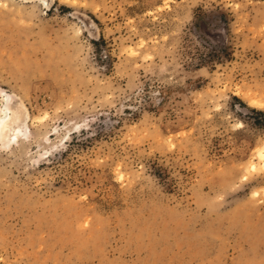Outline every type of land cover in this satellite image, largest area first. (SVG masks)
<instances>
[{
	"label": "rangeland",
	"instance_id": "1",
	"mask_svg": "<svg viewBox=\"0 0 264 264\" xmlns=\"http://www.w3.org/2000/svg\"><path fill=\"white\" fill-rule=\"evenodd\" d=\"M10 97L0 264H264V0H0Z\"/></svg>",
	"mask_w": 264,
	"mask_h": 264
},
{
	"label": "bare ground",
	"instance_id": "2",
	"mask_svg": "<svg viewBox=\"0 0 264 264\" xmlns=\"http://www.w3.org/2000/svg\"><path fill=\"white\" fill-rule=\"evenodd\" d=\"M26 1H29V0H26ZM47 1L48 0H42V3H47ZM6 104L7 105H5L6 106L5 109L2 108L3 110L2 109L0 110V123L2 122V120L4 121V118L9 114L6 120L2 123V126L0 125V130L1 128L6 129V132L5 130L2 131V133L4 132L5 133L2 135L0 139V144L3 147L9 144H12V143L14 144L15 141L17 142L20 138H23L25 136L27 132L26 131L27 127L24 125L23 122H24V119L29 115L27 111L25 110V107L22 101H20L19 99H11L10 97V101L8 103L6 101ZM263 152H261L260 154H262ZM254 167H255L254 164H251L250 168L253 169Z\"/></svg>",
	"mask_w": 264,
	"mask_h": 264
},
{
	"label": "snow or ice",
	"instance_id": "3",
	"mask_svg": "<svg viewBox=\"0 0 264 264\" xmlns=\"http://www.w3.org/2000/svg\"><path fill=\"white\" fill-rule=\"evenodd\" d=\"M237 7H239V6H237ZM262 107H264V106H262ZM223 110H224L223 107L217 109L218 112H219V111H223ZM240 119H241V121H242L244 118L241 117ZM233 127H234V129H237V130H241V131H243L244 128H245V123H243V122H236V123L233 125ZM253 170H255V169H253ZM245 178H247V177H245Z\"/></svg>",
	"mask_w": 264,
	"mask_h": 264
}]
</instances>
